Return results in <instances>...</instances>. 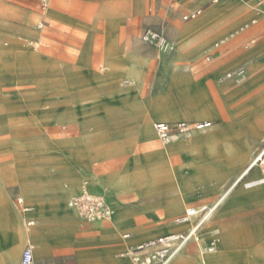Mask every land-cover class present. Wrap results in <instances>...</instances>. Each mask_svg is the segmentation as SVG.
<instances>
[{
	"label": "rangeland",
	"instance_id": "1",
	"mask_svg": "<svg viewBox=\"0 0 264 264\" xmlns=\"http://www.w3.org/2000/svg\"><path fill=\"white\" fill-rule=\"evenodd\" d=\"M183 3L180 0H176L172 8L167 0H150L147 15L138 20H130L131 29L125 31L121 37V44L124 46L122 48L124 51L121 54L134 56L140 53L141 50L149 48V54L154 55V58L146 63L147 76L142 91L147 99L167 103L169 110L166 111L163 108L162 116L157 119L170 120L173 118L174 120L177 116L171 111L183 116H193L202 112V98L193 89L194 84L202 78L197 65L194 62L185 65L186 74L191 73L192 76L184 80L177 76V69L172 68L171 61L177 54L175 53L177 48L178 50L187 49L206 36L211 29H206L199 35L183 42H175V39L170 38L171 36H168L167 32V24L169 22L176 23L178 21L183 24L193 22L183 20V12L180 10ZM98 8L99 4L91 0H0V182L8 177V186L11 189L17 188L14 186V181L19 176L28 178L54 176L56 172L47 170L39 172V167L46 166L49 162L60 161L61 158L58 155H62V151H66V153L72 152L77 146L75 142L82 136H86L88 128L90 133H96V127L92 128L89 125L82 127V118L89 119V123H91V120L104 117L102 109L115 107L114 100L122 89L128 90L139 87L144 80V71L133 73L124 80L101 82L97 79L98 74L112 71V67H106V62L103 60L107 42L104 20L97 18ZM255 8L254 5H251V7H248L247 4L239 5L230 15L219 19L215 24L216 26H214L219 29L230 22L232 18L246 15L248 10H255ZM158 11L167 12L168 18L160 19L157 16ZM261 16H263V11L261 10L259 15H248L245 20L232 30L213 39L204 48L202 61L204 62L203 58L206 51L213 47L216 42H220ZM146 28H153L165 34L175 43L176 50L172 53H163L155 45L143 41L142 35ZM33 31L37 32L39 36L34 35ZM135 50L139 51L136 52ZM236 67L238 66L227 69L219 77ZM249 79L250 76L248 74V79L242 84L243 87L249 84ZM82 85L84 86L83 88H81ZM231 86L235 88L236 84L233 83ZM209 87L212 89L211 85ZM82 92L85 95L80 97L79 95ZM222 96L225 103L230 106L229 97H225L224 94ZM241 103L242 99L238 98L233 104L234 108ZM213 112H216V110L213 103H211L208 113L213 114ZM143 113L142 119L147 121L149 116L147 112ZM231 116L232 126L239 127L243 121H248L253 128L255 127V133L262 135V139L250 137L253 147L249 160L241 170L226 176L224 179L211 177L204 182L215 173L228 169H237L244 163V159L232 157L227 159L226 162H212L204 170L194 165L201 164L202 161L209 159L210 147L205 146L196 150L189 147L176 152L182 144L200 138L203 139L201 135V137H192L205 130L195 131L191 134L192 136H183L179 138V143L171 142L163 145L157 138L159 146L163 147L161 148L162 151L158 154H152L153 156L144 163L137 161L132 165L126 166L121 174L130 173L135 178L151 170L154 173L159 172L162 162L165 164L167 161L169 166L163 170L164 176L149 179L159 181L163 178L173 177L171 181L149 184L138 190L139 195L159 193L162 197L155 199H162V201L176 196L186 197L194 192L193 189H195L197 196H204L202 197L203 201H218L222 197L223 191L229 190L234 182L239 180L240 182L232 188L226 201L237 190L242 189L243 191L251 192L257 188L261 189L264 185L248 188L246 183L261 177L258 173L261 163L258 162L253 168H251L250 163L253 159L257 160L264 153V101L251 98L238 109H232ZM206 117V121H213L211 115ZM228 118L224 119L227 120ZM190 119V117H186L175 122L181 120L193 124L200 121L198 119ZM155 122H153V128L152 126L147 127V134L152 138H155L153 130ZM116 123L124 124L125 121L121 119L116 121ZM218 123H222V120ZM91 128L94 130H91ZM248 134L255 135L250 129ZM226 140H232L236 146H239L238 149L242 147L240 145L241 134L233 133V136L229 138L223 137L218 144L220 153L222 152L220 148L226 143ZM153 158L154 163L150 164V159L153 160ZM131 162L134 161L132 160ZM250 168L248 176L242 178ZM109 177L112 176L104 175L95 181H91V183L100 189L107 190L108 201L114 209V215L110 219L92 223L89 229L96 226L97 223L111 221L113 222L112 225L116 226L118 242L124 243L125 240L122 239V234L130 232L131 225L135 223L134 220L123 221L127 219L122 218L124 211L121 209L118 200V196L128 191V188L122 189L115 199H111L109 195L110 187L105 183ZM84 181L83 179L75 187L71 186L69 191L67 183L59 181V185L66 186V192H58L60 193L59 195L56 190L59 185L49 188L45 183L25 182L22 180H19V184L22 196L28 205L30 203H43L46 199V193H51L53 196H57L59 200H65L66 198L67 201L60 207L65 206L68 208V200ZM194 182L203 183L195 184L192 186L193 189H190V184L192 185ZM209 188L212 189L210 192L207 191ZM17 196L18 193H13L11 202L19 213ZM188 205L190 203L176 206L173 217H170L171 214H165L163 218L155 210H152L153 212L149 215L142 209L145 205L141 203H134L133 207L143 210L141 212L142 225L146 229H154L160 228L162 224L173 223L175 214ZM161 206L165 210L168 204L162 203ZM72 211L80 223L76 210ZM38 213L41 214L40 212ZM42 217V219H39V217L35 218V226L27 229L26 239L33 242V237L43 227L55 229L56 236L70 233L67 230L69 224L60 218L58 214L52 221L46 220L44 216ZM164 218L168 219L166 223L162 221ZM228 219L232 220L233 223L232 228L229 230L233 232H231L228 245L225 243V235L222 237L223 230L220 228L223 217L218 219L217 215L210 223L213 227L209 228L208 226L205 229L204 239L202 237L203 241L217 244L219 239H221V245L219 246L221 248H218L217 251L219 253L225 251L226 253L222 264L233 263L231 261L228 262L227 259L230 258L234 251L238 254V261L248 257L247 263L242 262L241 264H264V201L246 210L234 211L229 214ZM177 227H165L164 229H158L159 231L154 230L144 234L146 235L144 237L158 236ZM132 232L134 233V231ZM91 233L89 230L80 231L78 236H90ZM135 241H129V244ZM97 244L100 247L99 253H96L99 250ZM25 245L26 242L20 251L19 258ZM113 251L119 257L130 262L129 256L126 254V248L115 249L107 240L103 241L102 235L90 237L88 242L85 243L77 241L72 246L54 249L48 255L49 257L45 256L37 246L35 255L39 261L51 258L56 264H78L80 253H92L87 254L91 259L93 257L103 258L112 255ZM82 257L85 258V254ZM74 258L75 261L73 260ZM193 260L194 262L192 263L196 264L195 259ZM175 264L188 263L182 257Z\"/></svg>",
	"mask_w": 264,
	"mask_h": 264
},
{
	"label": "crops",
	"instance_id": "2",
	"mask_svg": "<svg viewBox=\"0 0 264 264\" xmlns=\"http://www.w3.org/2000/svg\"><path fill=\"white\" fill-rule=\"evenodd\" d=\"M91 1L99 4L97 18L99 17L104 20L105 38L107 42V49L105 50L106 52L103 56V60L106 62V67H112V71H106L104 73L98 74L97 79L101 82H110L111 80L116 81L118 79L124 80L133 73L144 71V80L139 85V87L128 90L122 89L114 100L115 107L111 109H102L104 117L91 120V123H89V119L82 118V127L88 125L92 128L96 127V133H90L88 128L86 136H82V138L75 142L77 146L72 152L66 153V151H62V155H58V157L61 158L60 161L49 162L46 166L39 167V172H45L46 170L56 172L54 176H35L30 178L19 176L14 181V186L17 187L14 189H11L8 186V177L4 179V181L0 182V264H20L22 253L28 245L33 246L34 256L36 260L39 261L35 255V248L37 246L45 256L49 257L48 255L54 249H62L72 246L76 244L77 241H82V243L88 242L89 235L78 236V234L80 231L89 230V232H91L92 227L89 229L90 225L92 223H96L84 222L76 211L79 216L80 223L73 220L74 222L70 223L67 227V230L70 231V233H67L63 236H56L55 229L43 227L38 230L36 235L33 237V242H31L29 239H26V235L27 229L35 226V218L39 217V219H42V216H44L46 220L52 221L53 218L57 217V214H59L58 216L62 219L69 218L63 214L66 212V210L59 208V206L67 201V199L65 198V200H59L57 196L55 197L51 193H46V199L43 203H30V205H28L22 196L19 180L25 182H40L42 184L45 183L49 188L59 185V181H65L68 185L67 189L69 191L71 186H77L84 179L88 182L89 187L93 192L103 193L108 197L107 190L96 187L91 183V181H95L104 175L112 176L114 181H122L120 175L126 166L132 165L137 161L144 163L153 156L152 154H158L162 151L161 148L163 147L159 146L157 140L159 137L155 129V124L158 122L174 123L176 120H182L186 117H190V120H200L197 122L206 121V116L208 115L213 117V121H211V127L204 129V132L192 137L195 138L201 135L203 136V139H201L200 136V139L182 144V146L176 151L178 152L183 148L189 147H192L195 150L205 146L210 147L208 153L209 159L194 166H199L205 170L208 164H211L212 162H226L227 159H231L232 157L244 159V163L237 169H228L217 174L215 173L213 176L208 177L204 182H206L211 177L224 179L226 176L241 170L244 164L249 160L250 153L252 151L253 145L250 142V137L262 139V135L255 133V127L253 128L248 121H243L239 127L232 126L231 110L238 109L251 98L264 101V0H219L218 2H214V0H180L184 2L180 8V10L183 12V16L196 10H202V13L196 19L189 21L185 20L186 22L193 21L189 24H183L182 22L178 21H176V23L169 22L167 24V32L169 34L168 36H171L170 38L175 39V42H183L189 38L199 35L206 29H211V31H209L206 36H204L202 39H199L198 42H195V44L191 45L187 49L178 50L177 48L175 52L177 54L171 61L172 68L177 69L176 74L181 79L186 80L192 76L191 73L186 74L184 69L185 65L191 62H194L197 65L199 71L202 74V78L193 86L194 91L202 98V112L193 116H183L177 112L171 111L177 116L174 120L173 118L170 120L157 119L162 116L163 108L166 111L169 110L167 103L159 102L153 99H147L143 94L142 88L147 76L146 63L154 58V55L149 54L150 49L147 48L146 50H141L140 53H137L134 56H129L124 53L121 54V52L124 51V49H122L124 46L121 44V37L125 31L131 29L129 21L138 20L146 16L150 0ZM167 1L173 8L176 0ZM244 4H247L248 7L254 5L256 8L255 10H248L246 15L238 16V18H232L230 22L221 26L219 29H216L215 24L219 19L230 15L239 5ZM260 10L263 11V16L257 19L255 24H250L245 29H242L241 27L240 30L229 35L228 40L220 44L218 47L215 46V44L218 43L216 42L213 47H211L205 53L203 60L206 64L202 61V52L213 39H216L224 33L232 30L235 26L245 20L246 16L254 14L259 15ZM167 14L168 13L164 11L157 12V16L160 19H167ZM174 30H176V34ZM34 35L39 36L37 32H34ZM135 51L138 52L139 50ZM208 55H210L212 58L210 61L206 59ZM241 65L246 67V70L250 76V79L248 80L249 84L246 87H243L242 84L237 85L235 83L236 87L233 88L231 86L234 83L233 81H226L223 83L219 82V76L223 72L231 67ZM210 85L212 86V89H210ZM83 87L84 86L82 85L81 88ZM223 94L225 97H229V100L231 101L229 103L230 106H228L223 100ZM84 95L85 94L82 92L79 96L83 97ZM238 98L242 99V103L238 107L234 108L233 104L238 100ZM211 103H213L216 110V112H213V114L208 113ZM143 112H147V115L149 116L147 121L142 119V116L144 115ZM165 117L167 118V116ZM224 118L228 119L225 120ZM121 119L125 121L124 124L116 123V121ZM221 120L222 123L217 124V122ZM153 122H155L153 129L155 138H152L147 134V127L152 126L153 128ZM92 128L91 130H94ZM249 129L255 135L252 136L248 134ZM233 133L241 134L242 140L240 145L242 147L238 149L239 146H236L232 140H226V143L222 146V148H220L222 149V152L220 153L218 150V144L221 142L223 137L229 138L233 136ZM160 142L162 143L161 140ZM162 144L165 145L164 143ZM132 160L134 162H131ZM150 160V164L154 163V158L153 160ZM163 163L164 162H162L159 172L154 173V171L151 170L144 173L140 177L123 178L125 179V183H127L126 187L128 188V191H125L118 196L120 207L124 211L122 218L127 219L123 221H135V223L131 225V231L126 232L130 233V237L124 238L126 233L122 234V239L125 240L124 243L118 242V232L115 230V227L112 225L111 221L96 224V229H100L102 227L100 231L102 230L104 235L114 234L111 244L115 249L126 248V250H128L130 247L160 235L170 232L185 231L190 228L191 224H184L185 227L179 229V226L182 225H177L178 223H175V219L178 216L184 214L185 211L190 207H200L205 204H212L216 202L203 201V195L197 196V193L195 192V189L192 188V186L195 184H201L203 182H194L192 185L190 184V189H193L194 192L186 196L187 204L190 203V205L185 206L175 214L173 223L168 225L162 224L160 228L146 229L141 223V212L143 210L149 215L153 212L152 210H155V212L161 218H163L165 214H171L170 217H173L176 206L187 205L180 203L174 207L173 211L170 209L164 210L161 204L165 201H162V199H152L151 195L138 194V190H141L143 187L149 184L152 185L153 183H162L164 181L167 183L171 181L173 177L163 178L159 181H152V179H149L158 176H164L163 170H165L169 165L167 161L165 164ZM259 167L261 175L264 178V164H260ZM247 176L248 175L245 177ZM235 183L236 182H234L230 188V191L226 195V191H223L224 193H222V197H224V194L225 199L218 207L213 218L200 231V243L195 241L189 243L183 253L177 256L172 264H175L176 261L182 257L187 261L188 264H194L192 262H194L193 259H195L197 254H215L216 251L210 253L201 252L200 246L210 244L203 241L204 232L208 226L209 228L213 227L210 225V223L213 221L216 215L218 219L223 217V222L220 227L223 230L222 237L225 235V237L230 238L231 232L233 231L229 230L232 228L233 223L232 220L228 219L229 214L237 210H246L259 204L261 201H264V189H259L255 192H248L240 189L237 190L228 199V201H226L229 194L231 193L232 188L237 185ZM81 186L82 184L77 189V191L71 195V197L79 193ZM56 190L57 194L59 195L60 193L58 192H66V186L59 185ZM211 190L212 189L209 188L207 191L210 192ZM13 193H18L16 199H23L22 204H19L17 201L19 213L11 202V196ZM134 203H141L145 206H143L144 208H142V210L140 208L133 207ZM26 208H28V210H25ZM28 222H32V224L29 225ZM173 226L178 227L174 230L165 231L158 236L153 235L144 237L146 236L144 234H147L148 232L164 229L165 227L173 228ZM132 231H134V233ZM129 241L135 242L129 244ZM25 242L26 245L23 248L21 257L19 258L20 251ZM218 242L220 246L221 239H219ZM97 248H100L98 244ZM99 252L100 249L96 253ZM112 253V255H108L103 258L93 257L91 259L87 256V254L92 253H80L78 264H133L130 257H128L130 260V262H128L124 258L119 257V255L114 253V251ZM84 254L85 258L82 257ZM237 257L238 254H236L234 251L227 261L233 262L230 264H241L242 262L247 263L248 261V257L244 260L239 259L240 261L237 260ZM73 260L75 261V258ZM40 262L56 264L51 258Z\"/></svg>",
	"mask_w": 264,
	"mask_h": 264
},
{
	"label": "built area",
	"instance_id": "3",
	"mask_svg": "<svg viewBox=\"0 0 264 264\" xmlns=\"http://www.w3.org/2000/svg\"><path fill=\"white\" fill-rule=\"evenodd\" d=\"M172 1V0H171ZM219 0H214L218 2ZM202 10H196L183 16L186 21L196 19ZM257 21L252 20L250 24H255ZM250 24L242 27L247 28ZM229 37L216 43L220 44L228 40ZM142 39L145 42L155 45L163 53H172L176 50L175 43L171 41L165 34L153 29L146 28L143 32ZM208 61L212 58L210 55L206 57ZM248 79L246 67L238 66L227 71L219 78V82L233 81L237 85H241ZM212 126L211 121L197 122L190 124L188 122L179 121L175 123L158 122L155 124V129L159 139L164 144H168L174 139H179L186 135H191L195 131L204 130ZM260 156L257 162L263 163ZM264 180V179H263ZM225 197H221L218 201L212 204H205L200 207H190L184 214L175 219L178 224H191L190 228L181 232H170L158 237L146 240L127 250V255L131 258L133 264H172L174 259L183 253L189 243L192 241L200 243V231L213 218L218 207L221 205ZM19 204L23 203L22 198L17 199ZM69 204L74 208L84 222L92 223L105 219H110L113 214L108 197L103 193H96L91 190L87 181H85L78 194L73 195ZM25 210H28L26 208ZM29 225L32 222H28ZM130 237V233H126L124 238ZM203 253L216 251V245L210 243L200 246ZM20 264H54L42 263L36 260L34 256L33 246L28 245L21 257Z\"/></svg>",
	"mask_w": 264,
	"mask_h": 264
},
{
	"label": "bare ground",
	"instance_id": "4",
	"mask_svg": "<svg viewBox=\"0 0 264 264\" xmlns=\"http://www.w3.org/2000/svg\"><path fill=\"white\" fill-rule=\"evenodd\" d=\"M219 9V8H218ZM217 10V9H216ZM190 136H192V135H190ZM179 141H180V139H174L173 141H171V142H176V143H179ZM170 142V143H171ZM170 143H168V144H170ZM165 145H167V144H165ZM260 156H262L261 157V159L263 160V163H264V153L263 154H261ZM257 160L256 159H253L252 161H251V168H253V167H255L256 165H257ZM251 168L243 175V177L242 178H244L247 174H249L250 173V170H251ZM260 175H261V171L259 170V172H258ZM264 175V174H263ZM132 174H130V173H124V174H121L120 175V177L122 178V181H114V179H113V177H109L107 180V182H105V183H107V185H108V187H110V193H109V195H110V197H111V199H115V197H117V195H118V193L122 190V189H124V188H126V186H127V183H125V179H123V178H125V177H127V178H132ZM264 178H263V176L261 175V177H259L258 179H255V180H252V181H249L248 183H246V186L248 187V188H252V187H255V186H260V185H264V180H263ZM240 182V180L239 181H237L235 184H238ZM261 189H264V187H261ZM256 190H259L258 188L257 189H255V190H253V191H251V192H255ZM230 191V189L228 190V191H226V193H225V195L228 193ZM225 195L223 194V196L225 197ZM152 196V199H155V198H160V197H162V195L161 194H159V193H156L155 192V194H152L151 195ZM223 197V198H224ZM164 203H166V204H168V207H167V209H170L171 211H173L174 210V207L176 206V205H178V204H180V203H183V204H186L187 203V201H186V197H184V196H181V197H178V196H176V197H174V198H172V199H169V200H165V202ZM112 207V206H111ZM59 208L60 209H65L66 210V212H64L63 214L66 216V217H69V218H66V219H63L66 223H68V224H70V223H73L74 221L76 222H78V220H77V218L74 216V214L72 213L73 211L72 210H75L74 208H72L71 206H70V204L68 203V208L67 207H60L59 206ZM71 209V210H70ZM112 210H113V214H112V216L114 215V209L112 208ZM59 215V214H58ZM74 220V221H73ZM162 221L164 222V223H166L167 221H168V219L167 218H164V219H162ZM79 223V222H78ZM113 223V222H112ZM103 225V224H102ZM177 225H182V226H179L180 228L179 229H181V228H184L185 227V225L184 224H177ZM110 226H111V224H110ZM109 226V227H110ZM99 227V226H98ZM108 227V226H107ZM102 228V227H101ZM100 228V229H101ZM106 228V227H105ZM100 229L98 228V229H96V226H94L92 229H91V235L90 236H88V238H90V237H96V236H99V235H102V238H103V241H105V240H107L109 243H111L112 242V237H114V234L113 235H104L103 234V232H102V230L100 231ZM115 229H116V226H115ZM178 230V229H177ZM112 231V230H111ZM111 231H110V233H111ZM114 231V230H113ZM106 233H107V231H106ZM112 234V233H111ZM230 236V235H229ZM225 243H226V245H228L229 243H230V238H227L226 237V241H225ZM215 245H216V252H215V254H210V255H200V254H197L196 256H195V261H196V264H222V260L224 259V257L226 256V253H225V251L224 252H222V253H219L217 250H218V247H219V244H218V242H217V244L216 243H214ZM221 245V244H220ZM219 248H221V247H219ZM203 254V253H202Z\"/></svg>",
	"mask_w": 264,
	"mask_h": 264
}]
</instances>
